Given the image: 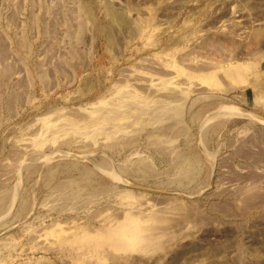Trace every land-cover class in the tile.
<instances>
[{"label": "rangeland", "instance_id": "obj_1", "mask_svg": "<svg viewBox=\"0 0 264 264\" xmlns=\"http://www.w3.org/2000/svg\"><path fill=\"white\" fill-rule=\"evenodd\" d=\"M0 264H264V0H0Z\"/></svg>", "mask_w": 264, "mask_h": 264}]
</instances>
